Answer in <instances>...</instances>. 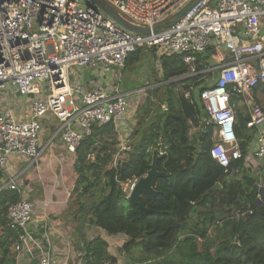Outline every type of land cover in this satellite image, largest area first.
Masks as SVG:
<instances>
[{
    "label": "built area",
    "instance_id": "obj_1",
    "mask_svg": "<svg viewBox=\"0 0 264 264\" xmlns=\"http://www.w3.org/2000/svg\"><path fill=\"white\" fill-rule=\"evenodd\" d=\"M102 1L148 33L126 31L94 6L85 8V0H0V172L6 176L0 191L22 196L6 212L8 227L18 231L16 253L28 245V229L38 221L20 189L22 173L9 171L11 160L33 165L56 139L72 157L94 127H130L131 98L153 88H119L126 60L137 49L177 54L188 69L181 77H199L201 86L191 91L204 110L206 127L212 128L210 157L225 173L242 157L235 108L239 102L248 108L246 127L254 131L248 150L264 169V114L253 97L264 85V0ZM190 1L179 19L156 30ZM207 52V60L199 61L197 56ZM74 67L88 73L90 81L78 77L73 87ZM48 121L57 125L41 146L42 125ZM127 143L128 136L121 137V154L129 150ZM258 176L257 201H262L264 181ZM36 264L81 263L61 257L41 258Z\"/></svg>",
    "mask_w": 264,
    "mask_h": 264
},
{
    "label": "trees",
    "instance_id": "obj_2",
    "mask_svg": "<svg viewBox=\"0 0 264 264\" xmlns=\"http://www.w3.org/2000/svg\"><path fill=\"white\" fill-rule=\"evenodd\" d=\"M140 50L128 56L123 71L140 63ZM149 51L159 67H152L154 77L148 86L153 88L147 91L144 104V109L149 108L128 137L129 150L119 152L116 127L110 123L94 127L71 157L75 188L82 186V195L88 199V204H79L76 213L93 214L90 223L109 236H123L125 253L138 249L139 257L130 259L129 264H264V199L261 205L256 203L258 174L264 181V169L249 155L254 132L246 127L249 118L235 113L242 157L225 173L210 157L211 126L205 129L200 149L199 137L188 136L189 121L201 134L202 117H206L191 91L201 83L196 82L199 77L169 83L187 73L186 65L177 54L158 56L156 49ZM210 54L198 55V60H207ZM259 87L264 92V85ZM188 91L192 93L190 99L185 95ZM108 134L115 136L114 146L110 142L112 150H98L95 142L101 140L97 137ZM154 149L162 152L157 168L166 177L155 182L157 197H140L142 207L155 211L142 216L128 193L130 183L146 175ZM117 159L125 166H118ZM5 180L0 172V185ZM218 183L221 189L212 192ZM24 198L30 202L27 195ZM20 199L17 191H0V264H17L11 248L19 240L18 231L8 227L6 212ZM232 210L235 212L229 214ZM107 247L100 237L86 243L84 264H117L106 252Z\"/></svg>",
    "mask_w": 264,
    "mask_h": 264
},
{
    "label": "rangeland",
    "instance_id": "obj_3",
    "mask_svg": "<svg viewBox=\"0 0 264 264\" xmlns=\"http://www.w3.org/2000/svg\"><path fill=\"white\" fill-rule=\"evenodd\" d=\"M123 19L130 23V20L127 18ZM140 51L142 52V55L140 56V63L132 65V67L125 69L122 73L121 82L119 83V88L122 91L126 89L127 91H135L150 88L148 83L154 77L152 67L156 69V65L158 66V64L155 63L152 52L144 48H141ZM82 76L86 82H89L91 79L89 74L85 71L77 70L75 67L72 68L70 81L73 87L76 84L77 78ZM182 77L174 80L172 79L170 81L172 82L177 80L175 82H187L189 80ZM200 86L201 84L196 87L199 88ZM147 91L148 90H145L144 92H141L131 98L129 113L132 117L129 116L131 117V119L129 118V121H132L134 126L136 121L143 119L148 111L149 106L144 109V104L147 100ZM202 112L204 113V111ZM52 123V121L44 122L42 125L44 127L43 142L45 143L52 135L51 127L55 125ZM188 124L189 138H191L193 134V137L195 136V138L200 137L198 126L192 121H189ZM114 138L115 136L109 134L104 137L98 136L97 139H100L101 141H96L95 147H97L98 150L107 148V151L110 152L114 143H116ZM110 142L113 143V146ZM52 146L53 147L51 149H46V152L43 155L44 159L41 158L36 163L31 165L30 170L24 176V187L29 194L30 202L35 207L38 206L36 207L37 209L42 207V215L44 218L46 219L48 217L47 219L50 221H55V226L61 229L62 234L67 233L66 236H64L66 238L64 243H67L68 247L70 246L74 250L73 253H75V255L73 262L84 264L85 253L83 247L95 237H100L107 242L108 247L106 252L109 256L116 259L117 264H129L130 259H137L140 255V251L138 249H134L130 254L123 251V245L125 243V238L123 236H109L104 231L97 228V226L90 223L89 220L92 218L93 214L80 216L78 215L79 213H76L79 204H88L87 196L82 195V193H84L82 186L79 185L78 188H75L76 175L72 169L73 161L71 160V157L65 153L59 142ZM90 159H93V157ZM22 175L20 178H22ZM216 185H219V188L217 190L211 189L212 192H216L221 189L219 183ZM94 187L99 186L95 185ZM55 208L58 209L57 218H54V214L52 213ZM217 208L220 207L218 206ZM234 212L235 210H232L228 213L233 214ZM34 218L35 216L33 215V219ZM213 230V228L209 230L208 233L210 236H212ZM69 234L71 235V238H68ZM105 264H108V262H105Z\"/></svg>",
    "mask_w": 264,
    "mask_h": 264
},
{
    "label": "crops",
    "instance_id": "obj_4",
    "mask_svg": "<svg viewBox=\"0 0 264 264\" xmlns=\"http://www.w3.org/2000/svg\"><path fill=\"white\" fill-rule=\"evenodd\" d=\"M90 3L91 2H89V4ZM157 55L161 56L158 53H157ZM157 67L158 66L156 65V68ZM122 73H123V71H122ZM262 89H263L262 87L255 89L253 92V97H254L255 103L259 106L261 111H264V92H262ZM123 92H130V90L129 91H123ZM237 112L241 113V115L243 117L249 118V109L244 107L243 104L240 102L237 103V106L235 108V113H237ZM48 122H50V121H48ZM124 126L120 125V126L116 127V129H115L117 137H118L117 139L119 140V144H120L121 137H123V136L129 137V135L132 133L133 128H134L133 124L131 126L129 125L130 127H127V125L125 127ZM193 135L190 139L195 138V136L193 137ZM43 137L44 136H42L41 143H40L41 146H43L45 144V142H43ZM253 140H254V137L251 139L249 147L253 143ZM57 142H59L62 145V143L60 142L59 139H56L54 141L53 145ZM52 147L53 146H51L50 149ZM249 155H251V153H249ZM42 158H43V156H42ZM30 167H31V165L28 166V163L26 161L13 158L11 160V167L9 169V171H11V173H16V172L23 173L20 184L22 185V187H23L22 189L24 190V192L26 193V195L28 197H29V194L27 193V191L25 190V187H24L25 186L24 176L30 170ZM36 207H38V206H36ZM36 207L33 205L34 216L38 222L33 223L28 229V237L30 240L28 245H25L23 247L24 248L23 252H20V253L14 252L13 246L11 248L12 253H14L16 256L17 264H36L37 261L41 258L49 259V258H61V257L66 258L70 262H73V258L75 255V253H73L74 250L72 247H70V246L68 247L67 243H64V240H66V238L64 236H66L67 233L62 234L61 229H59V227L55 226V221H53V220L50 221L49 219H47L48 217L46 219L44 218V216L42 215V207H40L38 209ZM57 210L58 209L55 208L54 211L52 212L54 214V218L58 217V215H57L58 211ZM62 224L65 227L63 222H62ZM73 232L75 233L74 230H73ZM70 234L68 235V238L69 237L71 238Z\"/></svg>",
    "mask_w": 264,
    "mask_h": 264
},
{
    "label": "water",
    "instance_id": "obj_5",
    "mask_svg": "<svg viewBox=\"0 0 264 264\" xmlns=\"http://www.w3.org/2000/svg\"><path fill=\"white\" fill-rule=\"evenodd\" d=\"M84 7L87 8L89 6H94L96 9L101 11L106 17L113 20L119 27L125 29L126 31L132 32V33H139V34H146L148 33V30L140 29L136 26L131 25L129 22L124 20L122 17H120L110 6H108L104 1L102 0H88V2H91L90 4L87 3V0H85ZM192 1L187 3L185 7H183L181 10H179L177 13H175L172 16V19L170 21H166L165 23H162L156 27V30L159 29H165L170 24L174 22V20L179 19L191 6ZM169 83H173L170 82ZM201 128L202 132L199 137V146L197 149H200V144L203 141V138L205 136V118L202 117L201 122ZM159 151L154 149L152 151V158L151 163L148 167V171L145 176L139 178L132 187H130L128 198L129 200L138 207V210L142 216H147L155 213V211H152L150 209L144 208L140 205L139 199L142 195H148L150 197H157V192L154 191L153 187L155 185V182L158 179L165 178L166 174L161 173L158 171L157 163L160 160ZM121 166L124 167L125 163H121ZM219 188V185H215V187L212 188V190H217ZM263 199H264V192H262ZM263 201V200H262ZM262 201H256L257 205H261Z\"/></svg>",
    "mask_w": 264,
    "mask_h": 264
}]
</instances>
